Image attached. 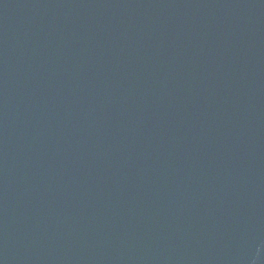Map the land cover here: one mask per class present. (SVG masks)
Returning <instances> with one entry per match:
<instances>
[{"label": "water", "instance_id": "water-1", "mask_svg": "<svg viewBox=\"0 0 264 264\" xmlns=\"http://www.w3.org/2000/svg\"><path fill=\"white\" fill-rule=\"evenodd\" d=\"M0 264H264V0H0Z\"/></svg>", "mask_w": 264, "mask_h": 264}]
</instances>
